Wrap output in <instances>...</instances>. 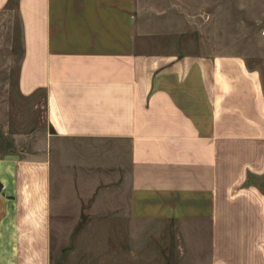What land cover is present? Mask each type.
Returning a JSON list of instances; mask_svg holds the SVG:
<instances>
[{"label":"crops","instance_id":"0c3cea01","mask_svg":"<svg viewBox=\"0 0 264 264\" xmlns=\"http://www.w3.org/2000/svg\"><path fill=\"white\" fill-rule=\"evenodd\" d=\"M184 1L0 0L16 99L44 106L33 129L0 110V264L107 227L115 264H264V73Z\"/></svg>","mask_w":264,"mask_h":264},{"label":"rangeland","instance_id":"374dc122","mask_svg":"<svg viewBox=\"0 0 264 264\" xmlns=\"http://www.w3.org/2000/svg\"><path fill=\"white\" fill-rule=\"evenodd\" d=\"M184 4L191 24L196 29V41H202L204 46L218 51L242 53L250 58L251 66L261 67L264 73V0H185ZM1 49L0 110L7 112L9 121L18 129H33L43 125V94L38 93L33 102L17 101L15 88L18 55L1 53ZM84 221L85 224L89 221L106 223L105 220L98 221L95 215ZM82 234V229L64 233L60 246V264H115V251L120 249L114 244L115 230L108 227L102 231L92 228L85 234L89 239L86 245L81 240L84 236ZM68 235L71 236L69 241ZM97 238H102L103 245L95 240ZM122 247L130 256L131 246ZM69 252L72 256H68Z\"/></svg>","mask_w":264,"mask_h":264}]
</instances>
